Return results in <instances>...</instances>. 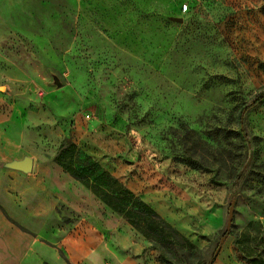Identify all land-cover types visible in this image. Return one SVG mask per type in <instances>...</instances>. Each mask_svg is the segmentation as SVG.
<instances>
[{
    "label": "rangeland",
    "instance_id": "obj_1",
    "mask_svg": "<svg viewBox=\"0 0 264 264\" xmlns=\"http://www.w3.org/2000/svg\"><path fill=\"white\" fill-rule=\"evenodd\" d=\"M0 10V217L27 237L24 264H161L54 163L66 139L200 264H264V100L252 105L264 91V0H0ZM26 158L30 172L11 168Z\"/></svg>",
    "mask_w": 264,
    "mask_h": 264
},
{
    "label": "trees",
    "instance_id": "obj_2",
    "mask_svg": "<svg viewBox=\"0 0 264 264\" xmlns=\"http://www.w3.org/2000/svg\"><path fill=\"white\" fill-rule=\"evenodd\" d=\"M264 100V91L252 105ZM190 162L189 157H179ZM54 163L64 173L91 192L111 211L122 217L136 232L158 252L161 264H200L195 247L181 236L169 223L129 190L122 182L99 164L71 139H66L54 157ZM178 253V261L173 256ZM190 259H192L190 261Z\"/></svg>",
    "mask_w": 264,
    "mask_h": 264
},
{
    "label": "crops",
    "instance_id": "obj_3",
    "mask_svg": "<svg viewBox=\"0 0 264 264\" xmlns=\"http://www.w3.org/2000/svg\"><path fill=\"white\" fill-rule=\"evenodd\" d=\"M5 11L0 10V22H6ZM26 236L0 217V264H24L30 248L22 246Z\"/></svg>",
    "mask_w": 264,
    "mask_h": 264
},
{
    "label": "water",
    "instance_id": "obj_4",
    "mask_svg": "<svg viewBox=\"0 0 264 264\" xmlns=\"http://www.w3.org/2000/svg\"><path fill=\"white\" fill-rule=\"evenodd\" d=\"M175 20H177L178 22H182V19H175ZM11 168L28 173L33 168V161L29 158H26L22 161H17V162L12 163ZM232 219H233V205H231V207L229 208V212H228L227 230L230 229V226L232 224ZM222 242H223V239L221 240L216 252L221 247Z\"/></svg>",
    "mask_w": 264,
    "mask_h": 264
},
{
    "label": "built area",
    "instance_id": "obj_5",
    "mask_svg": "<svg viewBox=\"0 0 264 264\" xmlns=\"http://www.w3.org/2000/svg\"><path fill=\"white\" fill-rule=\"evenodd\" d=\"M182 9H183V11L185 12V11L187 10V6L184 5Z\"/></svg>",
    "mask_w": 264,
    "mask_h": 264
}]
</instances>
